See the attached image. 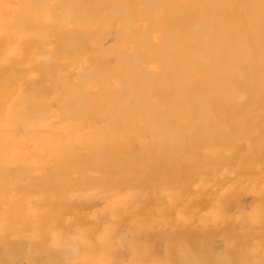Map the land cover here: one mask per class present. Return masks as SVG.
I'll list each match as a JSON object with an SVG mask.
<instances>
[{"label":"bare ground","instance_id":"1","mask_svg":"<svg viewBox=\"0 0 264 264\" xmlns=\"http://www.w3.org/2000/svg\"><path fill=\"white\" fill-rule=\"evenodd\" d=\"M0 264H264V0H0Z\"/></svg>","mask_w":264,"mask_h":264}]
</instances>
